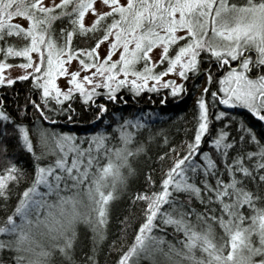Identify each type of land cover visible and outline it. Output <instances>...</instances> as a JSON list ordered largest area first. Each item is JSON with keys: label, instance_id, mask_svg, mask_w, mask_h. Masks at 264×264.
I'll use <instances>...</instances> for the list:
<instances>
[{"label": "snow or ice", "instance_id": "6c2138e0", "mask_svg": "<svg viewBox=\"0 0 264 264\" xmlns=\"http://www.w3.org/2000/svg\"><path fill=\"white\" fill-rule=\"evenodd\" d=\"M77 34L92 43L74 46ZM0 55V85L32 83L24 105L8 110L0 98V203L8 209L16 195L0 223V264H98L94 254L76 259L80 233L91 231L94 253L111 203L141 174L138 158L148 150L137 139L144 127L138 118L80 138L25 123L29 106L37 121H52L51 114L73 110L74 94L87 106L101 95L116 101L125 88L177 96L198 73L206 82L193 135L182 153L173 145L174 156L159 154L171 163L158 183L149 169L143 190L128 193L142 207L116 264L154 253L170 264H264V0H0ZM8 58H22L21 75L5 74ZM213 64L227 69L217 89ZM168 74L180 82L163 79ZM217 104L242 106L255 123ZM96 107V117L107 110L105 103ZM12 149L31 154L29 169ZM168 227L175 243L156 234Z\"/></svg>", "mask_w": 264, "mask_h": 264}, {"label": "trees", "instance_id": "16d2710c", "mask_svg": "<svg viewBox=\"0 0 264 264\" xmlns=\"http://www.w3.org/2000/svg\"><path fill=\"white\" fill-rule=\"evenodd\" d=\"M57 25L62 26L59 22H57ZM91 43L92 40L89 35L77 34L73 37L74 46L84 47ZM160 67L158 65L157 69ZM212 67L214 80L211 88L217 89L219 87L217 81L219 76L222 75V71L215 64ZM203 77L205 76L199 73L196 75L190 74L184 82L185 88L187 87L186 90L177 96L171 95L169 89H161L158 92L144 90L137 95H133L127 88L118 93L116 101H109L104 95L98 96L96 103H105L107 105L106 112L100 117L95 115L98 112L96 103L87 106L79 99L78 94H74V98L70 102L73 110L51 114L53 115L52 121H37V113L30 106L28 107L25 123L30 126L42 125L57 133L67 132L80 138L88 137L92 133L101 130L112 132L113 126L117 122H122L124 118H138L144 124V127L138 130L139 135L137 137V139L147 142L148 149L146 154L138 158L141 174L131 179L128 191L111 203L110 216L104 228V239L96 242L94 253L91 231L89 230L86 233L81 231L75 253L78 261H82L86 256L94 254V259L98 264H116L122 251L127 250V247L132 243L137 227L135 221L140 218L142 205H132L128 193L143 190L144 174L149 169H152L151 175L158 183L162 171L171 163V160L167 157L163 161L157 160L161 152L169 153V150L175 145L177 150L182 153V142L189 140L193 135L194 116L196 114L195 101L200 94L198 88H201L206 82ZM31 89L32 83L30 79L16 80L13 85H0V98L4 99L6 108L12 110L15 109L17 104H25V97L29 95ZM208 100L211 105L210 92ZM68 103V101H65L63 106L67 107ZM217 108L231 113L237 119L255 123L256 118L252 117L242 106L229 107L217 104ZM210 111L214 112L215 109L210 106ZM210 126L215 128L219 125L215 120H212ZM201 147L203 149L207 145L202 144ZM12 150L19 155L18 163L24 166L26 170L29 169L33 161L31 154L21 153L19 149ZM37 150H39V146H37ZM169 155L174 156L175 154L169 153ZM2 163L3 161L0 160V164ZM63 194L68 193L65 192ZM15 199L14 190L8 209L5 208L3 203H0V223L3 222L6 211L11 206H14ZM125 217H129V219L125 221ZM125 224H127V227H125ZM156 234L163 236L165 242L171 241L175 243L171 227H168L165 231L156 230ZM0 238L3 237L0 236ZM167 246V243L163 245L165 250H167ZM137 264H170V262L162 254L154 253V259L142 255Z\"/></svg>", "mask_w": 264, "mask_h": 264}, {"label": "rangeland", "instance_id": "374dc122", "mask_svg": "<svg viewBox=\"0 0 264 264\" xmlns=\"http://www.w3.org/2000/svg\"><path fill=\"white\" fill-rule=\"evenodd\" d=\"M45 2H50V0H45ZM86 16H88V18L90 19V14H86ZM106 44H102L101 45V52L103 53L105 48H106ZM156 49L153 50V60L157 59V55L155 54L156 53ZM1 56V55H0ZM3 58V57H0V59ZM116 58V54L113 55V59ZM8 59H11V60H8L7 62L12 65L10 68L8 69H5L4 72L6 75H10L12 77H15V76H19L23 73L24 69H22L21 67H19V63L20 61L22 60V58H8ZM78 63V61H76L75 59L71 62V66L73 68H75L76 64ZM139 66V65H138ZM142 67V65H140ZM222 71V75L224 74L225 71H227V69H223V70H220ZM167 78H171V79H174L176 80L178 83L180 82V78L175 75V74H168L167 76L163 77V79H167ZM204 79L203 80H206V77H203ZM57 82L60 86L62 87H66L67 86V78L66 77H63V76H58L57 77ZM185 82V81H184ZM149 83H152L151 81H149ZM204 84L202 85L201 88H198L200 91L201 89L203 88ZM187 88V87H186ZM163 89V88H161ZM160 89V90H161ZM144 90H148V89H144ZM143 90V91H144ZM170 90V89H169ZM98 92H103L104 90L102 88H98L97 89ZM98 98V97H97ZM96 98V100H97Z\"/></svg>", "mask_w": 264, "mask_h": 264}]
</instances>
